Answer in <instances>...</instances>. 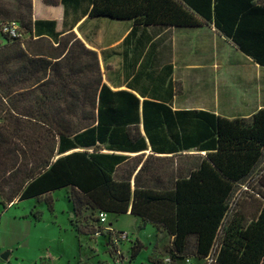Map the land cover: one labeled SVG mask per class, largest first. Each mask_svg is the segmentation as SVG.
<instances>
[{
  "label": "trees",
  "instance_id": "16d2710c",
  "mask_svg": "<svg viewBox=\"0 0 264 264\" xmlns=\"http://www.w3.org/2000/svg\"><path fill=\"white\" fill-rule=\"evenodd\" d=\"M89 16L132 20L138 26L209 25L264 67L262 0H92ZM12 21L28 41L23 45L26 38L22 42L5 38L0 44L3 208L69 188L74 218L84 220L83 212L90 211L97 224L99 212H129L143 227L151 224L156 234L164 230L171 237L165 250L171 264L187 258L198 264H264V204L255 213L240 207L230 213L235 193L242 185L249 189L264 160V108L246 119L185 112L192 130L185 136V146L206 151V157L186 174H157L153 167L160 165L149 158L130 163L125 157L101 153L106 143L124 148L121 144L128 136L122 126L138 124V100L101 84L95 53L72 34L58 39L52 29L49 38L32 40L33 26L44 23H32L31 0H0V23ZM112 96L126 109L112 107ZM148 105L153 103L143 101L141 118L151 142ZM257 184L264 188V179ZM257 194L264 201V193ZM71 224L77 234H86V226ZM108 248L114 258L115 249ZM141 248L136 240L128 264Z\"/></svg>",
  "mask_w": 264,
  "mask_h": 264
},
{
  "label": "crops",
  "instance_id": "0c3cea01",
  "mask_svg": "<svg viewBox=\"0 0 264 264\" xmlns=\"http://www.w3.org/2000/svg\"><path fill=\"white\" fill-rule=\"evenodd\" d=\"M91 6L92 0H31L32 23L44 24L33 26L29 36L32 40L49 38L51 29L58 39L72 34L95 53L101 84L112 93L125 92L138 100V124L122 126L128 136L125 145L121 144L124 148L117 142L111 147L106 143L101 153L125 157L130 163L149 158L160 165L153 167L157 174H186L206 157V151L185 146L186 134L192 135L191 117L185 112L246 119L264 108V67L242 54L213 27L138 26L132 20L90 17ZM111 101L116 110L126 109L117 96ZM143 101L153 103L146 107L152 111L148 127L151 142L142 124ZM138 143L141 147L131 148ZM130 184L133 187L132 180ZM247 191L246 185L240 186L232 204ZM258 192L254 194L258 201L249 195L237 207L255 209L264 204ZM163 234L169 242L171 237L164 230L157 235Z\"/></svg>",
  "mask_w": 264,
  "mask_h": 264
},
{
  "label": "rangeland",
  "instance_id": "374dc122",
  "mask_svg": "<svg viewBox=\"0 0 264 264\" xmlns=\"http://www.w3.org/2000/svg\"><path fill=\"white\" fill-rule=\"evenodd\" d=\"M0 41L4 42L5 39L0 37ZM26 41L28 38L23 41V45ZM41 47L47 50L43 44ZM259 179H264V163L253 175L250 191L239 194L235 199L238 201L231 204L230 213L239 209L236 204L249 195L259 200L254 195L256 191L264 192L257 184ZM68 196L69 188H60L47 196L15 201L6 208L0 205V264H114L105 238L93 236L97 227L95 214L84 211V220L74 218ZM240 208L248 214L254 210L252 206ZM35 214L38 219L34 218ZM76 222L86 226V234L81 236L75 232L71 223ZM107 223L113 230L128 234V240L118 245V250L126 259L124 264H128L130 249L136 240L142 244V248L131 264H171L163 262L169 258L165 251L167 236H158L151 224L143 227L140 219L124 214L107 215ZM3 254L6 259L1 258ZM190 262L198 264L193 260Z\"/></svg>",
  "mask_w": 264,
  "mask_h": 264
},
{
  "label": "built area",
  "instance_id": "2783aa9c",
  "mask_svg": "<svg viewBox=\"0 0 264 264\" xmlns=\"http://www.w3.org/2000/svg\"><path fill=\"white\" fill-rule=\"evenodd\" d=\"M0 37H3L4 39L7 38L9 40L14 41H20L22 42L25 40L26 36L23 33L22 29L20 28L19 24L16 22H3L0 23ZM4 42L0 41V44H3ZM97 227L93 233L94 237H101L102 235L106 236L108 241V245H110L112 248L115 249V255H114V264H124V261L126 259L123 258L120 251L118 250V245L122 242H125L128 240V234L125 232H118L113 230L110 224L107 223V215L104 212H99L97 214ZM207 263L212 262V258L207 257L206 259ZM165 263H170L169 258L165 259ZM184 262L186 264H193L190 262V259H185Z\"/></svg>",
  "mask_w": 264,
  "mask_h": 264
},
{
  "label": "water",
  "instance_id": "95a60500",
  "mask_svg": "<svg viewBox=\"0 0 264 264\" xmlns=\"http://www.w3.org/2000/svg\"><path fill=\"white\" fill-rule=\"evenodd\" d=\"M1 258L6 259V255L5 254L1 255Z\"/></svg>",
  "mask_w": 264,
  "mask_h": 264
}]
</instances>
